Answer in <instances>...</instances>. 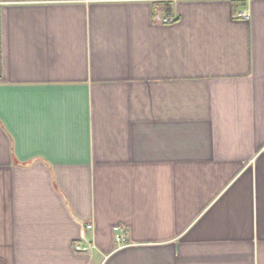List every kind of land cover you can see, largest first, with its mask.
<instances>
[{
	"label": "crops",
	"instance_id": "1",
	"mask_svg": "<svg viewBox=\"0 0 264 264\" xmlns=\"http://www.w3.org/2000/svg\"><path fill=\"white\" fill-rule=\"evenodd\" d=\"M0 264H264V0H0Z\"/></svg>",
	"mask_w": 264,
	"mask_h": 264
},
{
	"label": "built area",
	"instance_id": "2",
	"mask_svg": "<svg viewBox=\"0 0 264 264\" xmlns=\"http://www.w3.org/2000/svg\"><path fill=\"white\" fill-rule=\"evenodd\" d=\"M239 16H245L246 17L248 15L247 14H240ZM166 21H169V19H166ZM114 232L116 234V241L121 245L125 244L126 236H125L123 229L121 227H115ZM91 249H92V245H90V244H87V245L78 244L75 246V251L78 253L88 254L91 252Z\"/></svg>",
	"mask_w": 264,
	"mask_h": 264
}]
</instances>
